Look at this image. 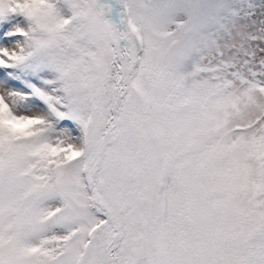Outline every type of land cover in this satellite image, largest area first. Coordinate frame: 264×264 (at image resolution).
<instances>
[{"label": "snow or ice", "instance_id": "6c2138e0", "mask_svg": "<svg viewBox=\"0 0 264 264\" xmlns=\"http://www.w3.org/2000/svg\"><path fill=\"white\" fill-rule=\"evenodd\" d=\"M0 264H264V0H0Z\"/></svg>", "mask_w": 264, "mask_h": 264}]
</instances>
